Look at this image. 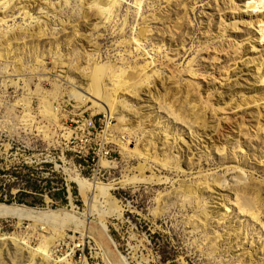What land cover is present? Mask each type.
Returning a JSON list of instances; mask_svg holds the SVG:
<instances>
[{
  "label": "rangeland",
  "instance_id": "obj_1",
  "mask_svg": "<svg viewBox=\"0 0 264 264\" xmlns=\"http://www.w3.org/2000/svg\"><path fill=\"white\" fill-rule=\"evenodd\" d=\"M34 1L0 0V189L10 190L0 205L58 214L37 220L0 216V264H264V133L239 129L232 154L217 157L206 149L209 140H228L237 120L205 139L196 119L206 118L213 132L220 116L180 112L181 96L173 111L160 110L172 107L168 93L178 89L175 79L182 89L194 81L188 64L204 46L209 7L247 16L252 0H204L194 13L179 6L187 0ZM24 8H30L29 16ZM166 10L179 11L166 17ZM164 21L169 37L173 26L187 28L189 43L177 65L162 45ZM231 30L245 40L254 36L250 27ZM206 59L194 69L210 68L214 61ZM152 64L159 76L149 97L141 80L153 74ZM167 66L178 76L171 85ZM218 76L195 80L213 86ZM165 133L173 153H188L181 159L183 170L151 162L146 177L154 175L161 184H128L139 176L142 162L123 148L142 151L155 142L159 157ZM20 175L39 181L41 188L50 183V191L31 193L17 182ZM76 179L108 189L110 202L80 189ZM60 187L64 201L49 196ZM195 187L200 198L192 197ZM22 193L32 197L18 204ZM221 202L230 214L215 212ZM242 203L253 204L258 223L239 212ZM60 231L63 237L57 239Z\"/></svg>",
  "mask_w": 264,
  "mask_h": 264
},
{
  "label": "bare ground",
  "instance_id": "obj_2",
  "mask_svg": "<svg viewBox=\"0 0 264 264\" xmlns=\"http://www.w3.org/2000/svg\"><path fill=\"white\" fill-rule=\"evenodd\" d=\"M33 2L35 1L33 0ZM203 2L204 0H187L186 2H180L179 6H181L183 12L185 13H194V6ZM165 3H168V0H165ZM258 6H260L259 10H254V8H257ZM248 8L250 11L247 12V16H245V14L242 15L241 13L237 12L231 17V15L225 14L221 10L218 13H214V10H210L209 7V9L207 10V15H209V21L212 19V24L207 23L208 25L204 26L202 30L203 39L201 40V44L204 46L200 48L201 51L197 55V58H195L188 64L189 74L194 78V81H192L191 84L186 85L182 89L181 83L177 79H175L174 85L178 89L174 90L175 94H172V92L168 93V96L172 101V107L168 106L170 107V109H166L167 107L160 108V110L162 111H173V108L179 105L180 102L178 101V98L179 96H181L182 103H180V106L182 107V109L180 110V112H183L184 108H188L189 110H192L194 114L199 112L208 113L209 119H212L214 116H220L219 123L216 126L217 130L213 132L208 130L209 127L206 124V118L196 119L198 129L205 136V139H209L213 134L218 133V131L222 127V124L226 125L227 123H231L237 120L239 124L236 125L235 128L233 127L235 130H233L228 140L225 139L224 142L220 143L214 142V138L209 140L210 143L207 145L206 149L212 151V153L217 157L222 156L226 158L228 154H232L231 152H229V147H231L230 143H232V138L236 132H239V129H243L246 131L252 130L256 135L264 133V93H262L261 95L259 93V90H257V86H260V89L264 91V0H252L251 2H249ZM24 11V14L26 16L30 15V8H24ZM178 11H175V14H171V11L168 12V10H166L165 13H169L168 15H166V17L174 16L178 13ZM257 11H260L261 14H257ZM168 22L169 21H167V23ZM165 24L166 21H164V26ZM234 25H240V27H244L245 29L246 27L252 28V34L254 33V36H252L249 40H245L246 37H241V34L238 31L237 33H235L231 30ZM165 28H167V31L165 29L163 30V40L165 41L162 42V45H164L163 47L166 48L167 59L169 60V62L177 65L182 59V51L186 49L189 43L188 36H185V31H187V28H185L182 23L178 24L176 28L175 26H173V29H175V33L174 35H172V37H169L168 24H166ZM41 33L42 31L40 30L38 34ZM174 37H176L175 40ZM227 37L230 40V43L228 44L225 43ZM212 47H215V49H211ZM170 57L173 59H171ZM204 57L207 58L206 60H213L214 63L210 66V68L208 66H202L198 68V71L195 70L194 65ZM226 63L231 65L228 70L224 69L227 66H225ZM154 68V64L149 65L150 72H153V74H151L150 77H147V74L145 75V77H143V75L142 80L140 79L142 84L145 83V85H147L148 91H146L145 93L146 95H149V97L151 96L149 87L154 83L156 76H159L157 72H154V70H152ZM172 68L173 67L169 66H167L166 68L170 70L171 73V78L168 80V83L170 85L173 81L172 78L178 77L176 76V73L174 71H171ZM215 74H218L219 76L213 78V86L208 83L206 85H202L195 80L197 79V76H212ZM138 81L139 79L137 80V82ZM139 83H137L136 86H142ZM250 85L251 87H249ZM164 88L166 89V92H168L170 89L167 85L164 86ZM194 95H196L198 99H195ZM253 112L257 115L256 117L250 116V113ZM171 117L173 116L171 115ZM174 120L177 123L180 122V120L176 117H174ZM137 128L133 129L137 130ZM170 138L171 137L168 135V133L164 134V144L161 145V147L163 148V152L159 157L156 153L157 143L155 142L148 143L142 149V151H138L137 148L130 151L129 149H127V146L126 149L123 148V152H128L129 155L133 156L134 161L140 159L142 162V164L139 165L138 169L136 170L137 173H139V176L129 180L128 184H131L132 186L161 184L162 181L160 179H157V177H155L154 175L149 178L146 177L147 167L151 162L163 169L174 168L175 170L179 171L183 170L182 167H184V164H181V159H183V157L186 159L188 153L184 152L183 154V151L182 153H173L169 146ZM190 148L191 147H189V149ZM188 152H190V150ZM73 182L76 183V185L80 189L90 193L92 197H96L102 194L103 199H106L108 200V202H110L111 197L108 194V189L92 185L80 179H76ZM237 184L238 182H234V185ZM207 185L206 187L209 189L210 184ZM191 193L193 198H200L202 194V192H200L196 187L193 188ZM115 205L117 207V204ZM109 206L112 207V205ZM112 208L115 209L114 212H116L117 214H121L119 208L116 209L115 206H113ZM217 208L218 209L215 212L222 214L223 216L230 214V207L226 202H221ZM27 209H10L0 205V216L20 217L21 215H23L26 220H37L43 218L54 219L55 215L58 214L49 213L46 211H32V209ZM113 209L111 210L112 212ZM238 210L243 215H249L253 222H259V217L255 212V208L252 203H242ZM69 220L71 221V219ZM81 225V223L78 224L76 228L79 230L78 227H81ZM262 229L264 230V225H262ZM56 233L57 232H55L54 234ZM62 235L63 233L60 231L57 239H62ZM46 245L48 248V246L51 244L46 243ZM42 261H44V259H42Z\"/></svg>",
  "mask_w": 264,
  "mask_h": 264
},
{
  "label": "trees",
  "instance_id": "obj_3",
  "mask_svg": "<svg viewBox=\"0 0 264 264\" xmlns=\"http://www.w3.org/2000/svg\"><path fill=\"white\" fill-rule=\"evenodd\" d=\"M17 178V182L20 181L22 184H25V188L29 190L31 193L36 194V195H44L45 193H48L50 191L51 185L50 183H47L44 188H41V185L39 184V181L35 180L34 178H30L29 175H26L22 177L21 175ZM9 192L10 190L2 186L0 189V202H3L4 197H9ZM65 194L66 191L63 187H60L59 192L55 194H50L49 196L52 199H60L61 201L65 200ZM23 197H32L26 193L19 194L16 198V201L18 204H24L25 201L22 200ZM32 207L33 205H28Z\"/></svg>",
  "mask_w": 264,
  "mask_h": 264
}]
</instances>
